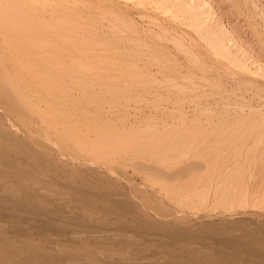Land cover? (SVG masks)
Here are the masks:
<instances>
[{
    "label": "rangeland",
    "instance_id": "1",
    "mask_svg": "<svg viewBox=\"0 0 264 264\" xmlns=\"http://www.w3.org/2000/svg\"><path fill=\"white\" fill-rule=\"evenodd\" d=\"M259 1L260 7H264V0ZM74 3L86 21L105 14V23L115 16L152 37L167 36L171 51L180 55L177 56L182 71L166 76L141 65L145 75L137 83L147 85V89L137 90L132 79L116 78L109 65H102L97 45L80 42L83 33L54 42L47 31H28L16 25L14 17H0V88H3L0 134L10 131L14 136L12 142L0 140V157L3 165L8 166L0 168V196L10 197L12 190H17L14 192L18 199L35 208L83 218L80 235L85 234L86 238L62 241L34 233L22 235L16 227L17 218L0 217V260L8 259L14 264L18 258H24L27 251L16 250L23 245L47 251L57 247L77 250L96 256L98 261L104 260V255H99L103 252H120L116 245L90 238L105 234L117 237L116 229L107 228L106 231L112 232L97 234L85 230L89 223L105 224L92 208L97 205L101 209L108 203L99 200L84 208L61 204L52 195L59 191V196L67 197V184L98 193L107 189L106 195L131 201L134 208L130 214L163 225L197 229L203 224L249 222L264 235V24L250 0H76ZM98 33L111 39L107 28ZM125 39V34L120 33L114 42L120 46L122 41L127 44ZM176 40L191 53V58L199 59L206 73L197 70L188 74L189 60L183 51L174 50ZM116 46L112 43L110 47ZM151 83L156 87L150 88ZM16 142L28 152H38V156L48 159L39 156V162H32L18 156L14 149L21 146ZM104 143H108L107 147ZM116 143L120 149L129 148L118 151ZM76 145L87 147L79 151ZM98 145L108 150L97 151L101 149ZM215 149L221 159L211 160ZM230 153L241 154L238 161L232 160ZM9 162L16 169H10ZM24 168L36 173L32 178L39 175V186L27 182L28 178L21 174ZM233 169L239 171L235 179L231 177ZM243 184L247 186L245 192L241 191L245 190ZM43 189L50 194L47 196ZM26 225L32 227L34 222L27 221ZM156 243L153 254L160 256L161 243ZM128 250L136 251L135 245Z\"/></svg>",
    "mask_w": 264,
    "mask_h": 264
},
{
    "label": "bare ground",
    "instance_id": "2",
    "mask_svg": "<svg viewBox=\"0 0 264 264\" xmlns=\"http://www.w3.org/2000/svg\"><path fill=\"white\" fill-rule=\"evenodd\" d=\"M75 1L76 0H0V17L12 16L16 19V25L21 26L23 29L28 30V31H34V30H36V31H39V30L40 31H47L51 34V38L54 42L60 41L61 39H64V38L68 39L69 37H73L72 34H78V33L82 34L83 33V35L80 38V42L82 44H92V45L95 44V45H97L99 48V59L101 60L102 65H104V66L109 65L111 67L110 70L115 72L116 78H121V76H127L130 79H132L134 81V88L135 89L145 88L147 86V85L145 86L144 84H142L140 82L137 83V81L142 80L143 78H141V77H144V75H145L143 70L141 69V65H147L149 68L157 69L158 74H162V75H166V76H169V75L172 76V75H175V74L182 71V70L180 71V64H179V59L177 56L179 54H177V52H175V51H174L175 53H173V51H171V49H170L171 47L169 46V43H168L171 41L169 40V38L167 36L157 34V36L152 37L154 35L151 36L147 32H141L137 26H134V24H130V23L125 22V21L121 22L115 16H112L113 18L110 17L111 19L108 18L109 19L108 23H105V20H107V17L105 14H103L100 17V19L93 17L91 20L86 21L84 19V17L81 16V14L78 12V8H77L78 6L76 3H74ZM260 3L261 2L259 0H250V5L254 9L255 13L258 16H260V18L262 19V22L264 24V7H260L261 6ZM114 18H116V20ZM106 28L108 29L107 35L111 36V39H106L105 37H102V35L100 33H98L99 30L105 31ZM120 33L125 34V36H126L125 41L127 42V44H124L125 42H123L121 40L122 44L120 46H116V44L114 42L115 37L117 34H120ZM165 33L167 34L166 31H165ZM91 34H92V36H91ZM112 43H114V45L116 47H110L112 45ZM123 44L125 46H122ZM173 44L175 46L174 50H176L178 52L183 51L184 54L186 55V57L188 58L189 63H190L188 74H194L197 70H199L203 73L207 72V69L203 67L202 63L199 61L198 58H196L193 55H192L193 58L190 57L191 53L188 50H185V48H183V46H181V42L179 43V41H177V42H174ZM112 48H114L115 50ZM173 54H175V55H173ZM212 64H213V62H212ZM147 66H146V68H148ZM146 75H148V74H146ZM207 75H208V73H207ZM202 76H203V74H202ZM230 77H232V76H230ZM187 81H189V80H187ZM0 85H2V84L0 83ZM149 86H150V88L156 87L152 83L149 84ZM172 87H176V86H172ZM0 89H3V88H0ZM127 89H129V88H127ZM145 89H147V88H145ZM158 91H159V89H158ZM184 92H186V90ZM239 92H241V91H239ZM125 94H127V93H125ZM144 94H145V92H144ZM6 96H7V94H6ZM10 96L11 95L8 93L7 97H10ZM142 96H143V94H142ZM3 97L6 98L5 95ZM143 97H145V96H143ZM178 97H176V98H178ZM257 97H258V95H257ZM185 98H186V96H185ZM9 101L12 103V99L11 100L9 99ZM14 101L15 100H13V102ZM10 102H7V103H10ZM161 102H162V100H161ZM224 106H226V105H224ZM226 107H228V106H226ZM153 108H155V107H153ZM248 110H249V107H248ZM253 110L256 111V108H254ZM258 110L259 109H257V111ZM27 116H30V115H27ZM262 117L264 118V115ZM262 123H264V122H262ZM259 125H262V124L260 123V124H257L256 126L259 127ZM262 126L264 127V124ZM250 132H251V130H250ZM227 135H229V134H227ZM12 136H13V134L10 133V131H6V132L4 131L2 134H0V140H2L3 143L6 142L7 140L8 141L10 140V142H12V141H14V138H13L14 136L13 137ZM38 137H39V135H38ZM184 139H185V137H184ZM240 139L243 140L242 137ZM186 140H187V138H186ZM253 140H255V139H253ZM117 141H119V140H116V142ZM211 141H213V140H211ZM221 141H224V140H221ZM121 142L123 143L125 141H121ZM232 142H234V141L232 140ZM16 143L18 144V142H16ZM99 143H100V141H99ZM114 143H115V141H114ZM118 143H120V142H118ZM125 143L128 144V142H125ZM125 143L123 144L124 146H125ZM235 143H236V140H235ZM104 144H102V145L106 146V144H108V143H104ZM79 145H81V144H79ZM110 145H111V143H110ZM17 146H21V147H19V149L15 148L16 150L14 149V151L17 153L18 156H22L24 159H27L28 161L39 162L38 161L39 156H40V159L41 158H42V160L44 159V157H41L43 155H39V156L37 155L38 152L37 153H30V152H28L26 147H22V145H20V144H18ZM78 146L76 145V147L79 149L80 146L79 147ZM81 146H83V145H81ZM98 146H100V145H98ZM116 146L118 147L117 148L118 151H121L123 149L125 150V148L120 149L119 145L117 143H116ZM234 146H236V145H234ZM257 146H258V142H257ZM85 147H87V146H84V149L80 148L79 151H81L82 149L86 150ZM95 147L93 146V148H95ZM106 147H104V148L107 149ZM114 147H115V144H114ZM120 147L122 148V146H120ZM130 147H131V145H130ZM210 147H212V146H210ZM72 148L77 149L75 147H72ZM93 148H92V151H93ZM104 148L102 146L101 149L99 148V150L97 149V151L105 150ZM108 148H109V145H108ZM128 148L126 147V150ZM232 148H235V147H232ZM10 149L13 150V148H10ZM113 149L114 148H112L111 150H113ZM109 150H110V148H109ZM249 150H250V148H249ZM254 150H256V149H254ZM95 151H96V148H95ZM114 151H115L114 153H116L117 150L114 149ZM239 151H238V153H239ZM213 153H214L215 157H214V155H212L213 158L211 160H214V158H215V160H218V158H220L219 150L215 149V151ZM236 153H237V151H236ZM230 155H231V153H230ZM230 155H229V157H230ZM240 155H238V156H237V154L231 155L232 160H236L237 158H239ZM212 156H210V157H212ZM263 156H264V154H263ZM46 159H48V158H45L44 160H46ZM100 159H101V157H100ZM100 159H98V160H100ZM42 160H41V162L43 163ZM258 160H260V159L258 158ZM206 161H209V160H206ZM236 161H238V160H236ZM2 162H3L2 157H0V168H3V166L8 167L6 165H3ZM6 162H7V160H6ZM41 162L39 164H41ZM48 162H50V161H48ZM215 163H216V161H215ZM244 163H245V161H244ZM10 164L11 163L9 162V165ZM29 164L30 163H28V165ZM75 164H76V162H75ZM77 164H78V161H77ZM247 164H248V162H247ZM7 165H8V162H7ZM210 165L212 166L213 164H210ZM242 165H243V163H242ZM258 166L260 167L261 165H258ZM9 167H10V169L11 168L16 169L15 166H12V165H10ZM259 167H257V168L259 169ZM207 168H208V166H207ZM210 168L211 167L209 166V169ZM260 169H261V167H260ZM19 170H21V169H19ZM29 170H30V168H29ZM213 170H215V169H213ZM229 170H231V169H229ZM255 170H257V169H255ZM30 171H28L24 168L23 170H21V174H23L25 177L28 178L27 182L32 181V185L36 186L37 182L39 181L38 180L39 175L37 176V179L32 178V176L34 177V175L36 173L34 174L33 170H30ZM227 171L225 172L226 174H227ZM257 171H259V170H257ZM214 172L215 171H213V173ZM241 172H242V170H240V174H241ZM259 172H261V170ZM232 173L233 174H231L232 175L231 177L234 178L235 176H237V174H239V171L238 170L234 171V169H233ZM242 176H245V175H242ZM257 176L259 178V175H257ZM225 177H228V176L225 175ZM79 179L81 180L82 178H79ZM236 179H238V178H236ZM257 179L255 180L256 181L255 183H258ZM223 180H224L223 184L225 185L224 182L226 180L224 178H223ZM242 180L243 179H241V181ZM83 181L87 182V180H83ZM232 181H233V179H232ZM55 182L56 181L53 182L52 186H55L54 185ZM67 182H70V181L66 180V183ZM90 182H92V180ZM236 182H237V180L235 181V183ZM43 183L45 184V182H43ZM58 183L61 184L60 181L57 182V185H59ZM235 183H234V185H235ZM255 183L253 182V184H255ZM63 184L61 186H63ZM236 185H237V183H236ZM241 185H242V183H241ZM12 186L13 185H11V187ZM66 186H67L66 188H69V193H68L67 197L59 196L58 195L59 191L57 194H55V193L53 195L51 194L52 198L59 200L58 202L61 204H65V205L70 204V205H73L76 207L84 208V207H88L90 203L98 202L99 200H105L108 203L104 206L102 205L103 207L101 209L97 208V205H96V207L92 208V210L95 213L99 214L98 217H100L101 219H104L103 223H105V224L98 226L95 224L90 225V223H89L85 227V230L97 234V233H104V232H112V230L106 231L107 228L113 229L114 231L116 229V231L119 232L117 237H112V235L109 236L108 234H105L103 236H93V237L88 236V237L99 240V241H103L104 243L116 245L119 247L120 252L117 253V252L112 251V252H107V253L103 252L102 253V251H101L102 254H99V255H102V256L104 255V260L98 261L96 256L83 254L82 252H79L77 250H68V249H64L62 247H57L51 251H47V250L39 249L36 247H30V246L27 247L26 245L25 246L23 245L22 247H19V249L17 248L16 250L17 251L23 250L25 252L27 251L28 255L25 256L24 258H18L16 260V263L14 262V264H264V235L261 233L262 231L259 228L253 227L252 224H250L249 222H240V223H235V224H228L227 223L226 225L203 224L202 226H200L197 229L187 228V227H184L183 225L168 226V225H163L162 223H159L157 221H151L148 219H143V217H141L140 215L135 216L133 214L134 215L133 216L132 214H130L131 212H129V211H131V209L133 210V208H134V205L131 204V201L128 202L126 200H122L123 198L121 199L118 195L108 196V195H106L107 189L106 190L102 189L101 192L98 193V192H96V190L94 191L90 188H86L85 186H84L85 188H77V187L71 186V185H69L70 187H68V184ZM101 186L99 185V187H101ZM240 186L239 185L237 186L238 191L240 189L239 188ZM255 186H256V184H255ZM259 186H260V184L258 185V187ZM246 187L244 185L245 190L242 189L241 191L242 192L247 191ZM5 188H7L6 184H5ZM55 188H57V187H55ZM255 188H257V187H255ZM13 189H15V188H13ZM8 190H10V189H8ZM8 190H7V193H8ZM251 190H252V188H251ZM12 191H13L12 196H10V197H9V195L0 196V217H6V218L15 217V218H17L19 220L18 221L19 224L18 225L16 224L17 225L16 227L21 232L22 235H27L28 233H34V234H39V235L53 236L56 239L62 240V241L70 240V239L75 240V241H79V240L86 239V238H83V235H85V234H83L82 236L80 235L81 229H84L80 225L81 221L84 220L83 218L81 220L78 217L76 218V216H74V217H72V215L70 216V214H68L70 216V218H68L67 217L68 215L66 216L65 213L62 211H51L49 209H43V208L40 209V207L35 208L34 205L27 203V201L25 202L24 199H22V201L20 199H18L19 196L17 197L16 193L14 192V191L17 192V190H12ZM43 191H45V190L43 189ZM238 191H237V193H238ZM41 193H42V191H41ZM45 193H46V191H45ZM48 194H50V192ZM48 194L46 193L47 196H48ZM225 201H227V200H225ZM99 205H101V204H99ZM124 213H125V215L130 214L131 216H129V217L123 216ZM30 220L34 222V225L32 227L27 226L28 224L26 225V222L30 221ZM237 231H240V233H235ZM0 232H1V230H0ZM3 234H5V233H3ZM1 236H2V234L0 233V238H2ZM85 237H87V236H85ZM137 237L139 238L138 240H134V241L130 240L131 238L137 239ZM156 242L161 243L162 253L160 256H162V258H160L159 255L153 254L155 251V248H156V244H157ZM130 245L131 246L135 245L136 251H129L128 248ZM107 251H108V249H107ZM0 264H10V263H9V260L6 259L4 261L0 260Z\"/></svg>",
    "mask_w": 264,
    "mask_h": 264
}]
</instances>
